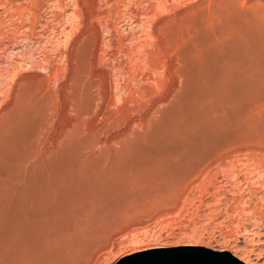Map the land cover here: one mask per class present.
Listing matches in <instances>:
<instances>
[{
  "label": "rangeland",
  "instance_id": "obj_1",
  "mask_svg": "<svg viewBox=\"0 0 264 264\" xmlns=\"http://www.w3.org/2000/svg\"><path fill=\"white\" fill-rule=\"evenodd\" d=\"M223 65L263 92L227 119L204 76ZM117 151L188 161L46 226L61 164ZM223 250L264 264V0H0V264Z\"/></svg>",
  "mask_w": 264,
  "mask_h": 264
},
{
  "label": "bare ground",
  "instance_id": "obj_2",
  "mask_svg": "<svg viewBox=\"0 0 264 264\" xmlns=\"http://www.w3.org/2000/svg\"><path fill=\"white\" fill-rule=\"evenodd\" d=\"M164 6V5H163ZM162 7V6H161ZM224 66V65H223ZM243 66H246V64ZM222 66L218 67L216 70H213V71H210L209 72V75L207 74L208 72H206V75L204 74L205 78H207L208 80L211 79V83H212V88L211 90H209L207 92L208 94V97L209 95H212L210 98L212 99V97H214L215 99L217 98L218 100H220L218 103H220L218 105V103L215 101V99H213V101H215L214 104L218 105L219 108L222 110L223 109V113L226 111V116H225V113H224V117H226L225 119H227L228 117V110L230 109H235V108H240V106L243 105V103L245 104V101L246 103L249 102V99L250 97L251 98H254V96L257 97V95H261L260 93H263V92H260V88H259V80H256L252 77H248L247 74L249 75V71L245 68L244 70L246 71V75H245V71L244 73H241L243 71V69L241 68V72L239 73L240 70H238V72H233L231 71L230 73L226 72L228 69L226 67V65L224 67H226L225 71L221 68ZM239 68V69H240ZM248 68H250V66H248ZM208 71V70H206ZM232 73V74H231ZM234 73V74H233ZM252 74V73H251ZM203 76V77H204ZM254 77V74L252 75ZM204 79V78H203ZM210 83V84H211ZM260 84V83H259ZM261 87V85H260ZM209 88V87H208ZM262 88V87H261ZM207 89H205L206 91ZM263 90V89H262ZM204 92V91H203ZM206 93V92H205ZM204 94V93H203ZM206 94V96H207ZM206 98V97H205ZM210 99V101H211ZM203 99H201L200 101H203ZM248 100V102H247ZM199 101V102H200ZM208 101V99H207ZM253 101V100H252ZM251 101V102H252ZM203 102H206V99L203 101ZM209 102V101H208ZM207 102V103H208ZM210 103V102H209ZM194 104V103H193ZM192 104V105H193ZM200 104V103H199ZM201 104H204V103H201ZM249 106H250V109H251V104L249 102ZM196 105V104H195ZM206 105V103H205ZM205 105H202L204 107H209L208 109H205V110H208L207 113H208V117L209 115L212 114V112L214 111H210L209 109H211L212 106H214L213 104H211L212 106L210 107V105L208 104V106H205ZM248 106V104H245V106ZM248 106V107H249ZM197 107V106H196ZM217 107V106H216ZM243 107V106H242ZM186 108H188L186 111L189 110V108H191V106L187 105ZM194 108V107H193ZM191 108V109H193ZM198 109L197 111H199V106L196 108ZM213 109V108H212ZM215 109V108H214ZM244 109V108H243ZM241 109V110H243ZM250 109H248L250 111ZM201 110V109H200ZM219 110L218 108L215 109V111ZM219 110V111H221ZM238 110V109H236ZM194 111V109H193ZM245 111V110H244ZM196 112V111H195ZM194 112V114H196ZM218 112V111H217ZM230 112V111H229ZM235 112V111H234ZM238 111H236L237 113ZM248 112V111H247ZM187 113V112H186ZM199 113V112H197ZM200 113L202 114V111H200ZM211 113V114H209ZM222 113V111H221ZM223 113H222V116H223ZM190 114V112H189ZM200 114V115H201ZM214 114V113H213ZM216 114V113H215ZM245 114V112H244ZM190 115H193V114H190ZM199 115V114H198ZM197 115V116H198ZM219 115V114H217ZM216 115V116H217ZM187 116V114L184 115V117ZM194 116V115H193ZM196 116V117H197ZM205 116V115H202L201 118ZM212 116V115H211ZM214 116V115H213ZM220 117H222L221 115H219ZM240 116V114H239ZM195 117V116H194ZM196 117L194 118L196 120ZM200 117V116H199ZM218 117V116H217ZM219 117V118H220ZM230 117V116H229ZM189 116L186 118L188 119ZM193 118V117H192ZM207 118V117H206ZM211 117H209L210 119ZM215 118V117H214ZM214 118H211V124H213V126L215 127L213 129V131L215 129H219L220 126H218V128H216L217 125L216 124V120L218 121L219 118L215 120V124L212 123V119ZM185 119V120H186ZM191 119V118H190ZM192 119V121L194 120ZM204 119V118H203ZM221 119V118H220ZM224 119V120H225ZM235 120V118H234ZM188 121V120H187ZM191 121V120H189ZM204 121V120H203ZM206 121H208V119L205 120V123ZM214 121V120H213ZM219 121H222V120H219ZM197 122V121H195ZM199 122V121H198ZM196 123L195 125H199V123ZM223 122V121H222ZM220 122V124L222 123ZM226 122V120H225ZM225 122L224 124L222 123L221 125V128H223V125H225ZM233 122V121H232ZM188 123H191V122H188ZM193 123V122H192ZM210 123V122H209ZM219 123V122H218ZM231 123V122H230ZM210 124V125H211ZM228 124V123H227ZM232 125H234V123H231ZM194 125V123H193ZM192 125V127H193ZM197 125V126H198ZM201 125V124H200ZM200 125L198 126V128H200ZM207 125V123H206ZM209 125V126H210ZM219 125V124H218ZM231 125V126H232ZM208 126V125H207ZM208 126V127H209ZM212 126V125H211ZM212 126V128H213ZM225 127V126H224ZM189 128V127H188ZM212 128H208V129H212ZM220 128V129H221ZM190 129V128H189ZM199 130V129H198ZM203 131L204 130H207V129H202ZM191 131V130H189ZM193 131H196V126L194 127ZM200 131V130H199ZM216 131V130H215ZM208 138V137H206ZM211 139V138H210ZM194 140V139H193ZM215 140V139H214ZM184 143L186 141H183ZM188 142V141H187ZM183 143V144H184ZM189 143V142H188ZM191 144H193L192 142H190ZM211 143V141H210ZM181 143H179V146H180ZM181 145L182 148H183V151L185 149L188 148L189 144L188 145ZM186 144V143H185ZM197 144V143H196ZM194 145V144H193ZM196 146V145H195ZM203 146V145H202ZM212 146V145H211ZM191 147V146H190ZM194 147V146H193ZM198 147V146H197ZM205 147V146H203ZM192 148V147H191ZM208 149V148H207ZM188 150V149H187ZM196 150V149H195ZM194 150V151H195ZM202 150V149H201ZM204 150V149H203ZM182 151V150H181ZM186 151V150H185ZM207 151V150H206ZM189 152V151H188ZM119 152L117 151L116 155L112 156L111 157V160H110V163H108V166L106 165L105 167L98 169L97 167L95 168H89L90 170H87V168H84L82 167V162H77L79 163L80 165H68L67 166V170L65 171H62V167H63V164H61V169L59 168L60 164L58 163V168L61 170H58V172L54 175V173L52 175H54L49 181L45 191H44V201L46 203H49L52 205V215L46 211V213L50 214L52 216V218H50L51 216L49 215V220H47L46 222V226L49 225V224H59L64 218H66L67 216H69L70 214H73L75 213L74 211H77V210H81V211H86L87 215L92 211H96V210H101V209H104L105 206L107 205H111L114 201V199L120 194V192L118 193V187H117V184H126V185H130V184H133V183H138L140 182L141 180H144V179H147V178H153V177H159V176H162V174H165L167 173L168 170H170V168H174L176 170L178 169H181L183 168V163H186L188 160H186V157L183 156L182 154H184V152H180V157L178 155V157L176 156V158L171 157V159L167 158L164 159V160H157L156 157H153L151 155H148V156H144V157H137L135 155L131 156V153H124L123 151H121L120 154H118ZM208 153V152H207ZM115 154V153H114ZM118 154V155H117ZM133 154H135L133 152ZM191 154V153H190ZM129 155V156H128ZM137 155V154H136ZM121 156V157H119ZM195 156V155H194ZM200 156V155H199ZM110 159V157H109ZM79 161V160H78ZM71 162V161H70ZM56 163V162H55ZM65 163V162H64ZM68 163V162H66ZM65 163V164H66ZM74 163H76L74 161ZM69 164H72L69 163ZM52 165V164H51ZM53 165H55L53 163ZM53 165L51 167V169L53 168ZM67 165V164H66ZM186 165V168H187V164H184ZM56 166V165H55ZM54 166V167H55ZM65 166V165H64ZM70 166V168H69ZM100 166V165H99ZM185 167V166H184ZM56 168V167H55ZM54 168V169H55ZM57 168V169H58ZM133 168V172H130L129 170H131ZM185 168V169H186ZM49 169V170H51ZM121 169L124 170V173H120L118 171H120ZM129 169V170H128ZM184 169V170H185ZM64 170V168H63ZM55 171V170H54ZM53 171V172H54ZM57 171V170H56ZM130 173H129V172ZM172 171V170H171ZM170 171V173H171ZM182 171V170H181ZM180 171V172H181ZM186 171V170H185ZM188 171V170H187ZM49 172V171H48ZM47 172V174H48ZM120 175H118V173ZM128 173V174H126ZM183 173V171L181 172ZM185 173V172H184ZM50 174V172H49ZM44 175V174H42ZM41 175V176H42ZM169 176V175H168ZM46 176H44L45 178ZM51 177V176H49ZM168 178V177H167ZM47 179V178H46ZM164 179V178H163ZM38 181V180H37ZM37 181H36V184H37ZM47 181V180H46ZM45 182H42L43 183H46ZM41 182V181H40ZM51 182V183H50ZM28 183V182H27ZM32 184H35L33 183L32 181ZM39 184V183H38ZM50 184V185H49ZM35 186H38V185H35ZM33 187V186H32ZM45 187V186H44ZM34 188V187H33ZM35 191H38L36 189H34ZM39 190H41V188H39ZM40 192V191H39ZM43 193V192H42ZM42 201V200H41ZM43 203V202H42ZM44 205V204H43ZM29 206V205H28ZM45 208V207H43ZM50 208V207H49ZM41 209V208H40ZM35 210V209H33ZM46 210V209H45ZM40 211V210H39ZM41 212V211H40ZM39 212V213H40ZM45 212V211H44ZM78 212V211H77ZM33 213V212H32ZM43 213V212H42ZM82 213V212H81ZM36 214V212H35ZM91 214V213H90ZM94 215V214H92ZM32 216V215H31ZM42 215H40L39 217H41ZM45 215L43 214L42 216V219ZM90 216H88L89 218ZM93 217V216H92ZM90 217L89 220L92 218ZM34 221L36 220L37 216L35 217L34 215ZM48 219V217H47ZM87 219V218H86ZM85 219V220H86ZM38 220V218H37ZM45 221H46V218H45ZM44 221V222H45ZM37 222V221H36ZM38 222H42L41 219L40 221L38 220ZM83 222V220H82ZM43 223V222H42ZM38 224V223H36ZM56 224V225H57ZM40 225L42 226V224L40 223ZM54 225V226H56ZM38 226V225H37ZM40 226V228H41ZM44 226V225H43ZM51 226V225H50ZM48 226V227H50ZM53 227V225H52ZM39 228V227H38ZM45 228V227H43ZM35 229H36V226H35ZM40 230V229H39ZM33 231V230H32ZM32 233V232H31ZM35 233V232H34ZM42 234V232H40ZM43 235V234H42ZM40 237V236H39ZM44 237V236H42ZM41 237V238H42ZM38 239V238H37ZM40 241H42L40 238H39ZM55 241V240H54ZM57 242V241H56ZM58 243V242H57ZM234 255L236 257H238L241 261L245 262L246 264H254L253 262H251L249 259H247L246 257H244L243 255L237 253V252H234ZM48 258V257H47Z\"/></svg>",
  "mask_w": 264,
  "mask_h": 264
},
{
  "label": "water",
  "instance_id": "obj_3",
  "mask_svg": "<svg viewBox=\"0 0 264 264\" xmlns=\"http://www.w3.org/2000/svg\"><path fill=\"white\" fill-rule=\"evenodd\" d=\"M113 264H246L230 251H212L208 254L135 256L119 259Z\"/></svg>",
  "mask_w": 264,
  "mask_h": 264
}]
</instances>
